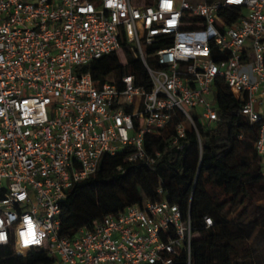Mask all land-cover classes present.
Segmentation results:
<instances>
[{"label":"built area","instance_id":"1","mask_svg":"<svg viewBox=\"0 0 264 264\" xmlns=\"http://www.w3.org/2000/svg\"><path fill=\"white\" fill-rule=\"evenodd\" d=\"M130 54L148 86L87 70L110 55L128 68ZM216 80L250 124L264 119V0H0V251L42 249L54 264H191L195 229L161 188L72 237L61 203L103 155L169 167L194 133L201 156L198 127L219 121ZM146 139L159 140L150 154ZM254 149L264 167V124Z\"/></svg>","mask_w":264,"mask_h":264},{"label":"trees","instance_id":"2","mask_svg":"<svg viewBox=\"0 0 264 264\" xmlns=\"http://www.w3.org/2000/svg\"><path fill=\"white\" fill-rule=\"evenodd\" d=\"M128 58V68L110 55L91 63L87 70L95 79L112 72L117 76L133 73L148 86L141 62L131 54ZM213 91L219 121L198 127L201 156L194 133L188 135L186 150L171 158L175 162L169 167L133 165L120 156L103 155L95 172L66 192L60 214L63 235L72 237L80 228H91L104 216H116L143 199L155 200L161 188L162 196L178 205L195 229L191 264H264V204L260 203L264 201V167L254 149L264 119L250 124L241 112L243 100H236L220 80L214 82ZM158 141L146 139V152L152 153ZM204 218L211 219V227H205ZM54 262L42 249L23 256L10 248L0 251V264ZM174 264H187L185 256Z\"/></svg>","mask_w":264,"mask_h":264},{"label":"rangeland","instance_id":"3","mask_svg":"<svg viewBox=\"0 0 264 264\" xmlns=\"http://www.w3.org/2000/svg\"><path fill=\"white\" fill-rule=\"evenodd\" d=\"M210 102H211L212 106L215 107L216 101H215V92L214 91H213V97H210ZM256 112L259 113L260 115L264 116V109H256ZM260 203L264 204V201H261Z\"/></svg>","mask_w":264,"mask_h":264}]
</instances>
